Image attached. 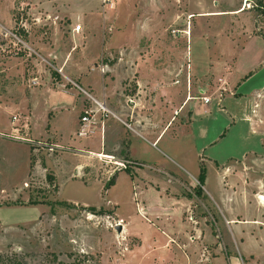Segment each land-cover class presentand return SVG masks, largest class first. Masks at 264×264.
Listing matches in <instances>:
<instances>
[{"label":"rangeland","instance_id":"1","mask_svg":"<svg viewBox=\"0 0 264 264\" xmlns=\"http://www.w3.org/2000/svg\"><path fill=\"white\" fill-rule=\"evenodd\" d=\"M119 2L111 0L105 5L102 0H0V24L10 26L0 31V131L5 130L9 122H17L14 128L22 123L12 118H19L20 113L7 114L3 105L13 106L28 98L31 90L46 86H58L63 90L73 88L85 97L75 85L91 95H94L92 85L98 88L104 85L111 90L110 97L119 107L132 105L135 94L137 98L140 94L152 98L157 93V86L136 85L132 79L124 77L128 72L129 77L132 76L128 62L134 57L136 61L143 58L145 50L158 60V46L162 45V65L171 61L173 66L179 63L181 66L172 80L166 78L172 82L163 83L159 89L170 92L176 103L183 97H191L193 101L189 105L195 102L202 113L194 126L207 125V139L214 145L203 151L202 138L192 142L182 140L173 142L171 148L180 149L184 144V157L171 153L165 144L180 119L176 113L166 139L152 146L142 143L145 146L141 144L140 153L138 150L139 161L134 162L124 153L127 138L124 131L122 143L125 145H122L120 156L102 158L104 162L98 157L94 159V162H102L100 179L108 177L101 186L93 179L86 184L77 179L63 180L67 175L62 170H67L75 158L63 155L58 159L55 151L47 157L51 151L45 146L34 153V147L30 146L33 164L30 167L29 162L27 179L23 187L14 188V193L11 186L21 184L25 175L20 158H15L24 152L0 145V152L7 158L14 155L13 164L0 165V258H10L21 264H130L127 253L137 248L140 254L145 251L140 242L127 237L125 228L128 235L137 233L164 240L160 234L163 219L167 220L163 230L171 231L174 227L177 231L179 220L188 226L186 238L193 240L195 246L192 250L185 249L184 245L181 247L188 256L192 255L189 264H213V258L230 254L238 257L241 264H264V154L260 157L250 154L245 160L238 161L231 171L236 176L235 184L223 182L225 188L231 186L230 208L217 201L219 183L213 173L208 172L207 187L216 201L207 204L193 198L196 208H184L180 217L172 214L160 218L142 212L143 200L153 202L154 199L148 193L143 197L142 189L148 182L143 183L135 175L147 177L154 187L158 184L167 191L165 194L180 191V195L192 198L198 184L191 187L187 183L193 182L191 175L204 166L201 163L206 162L204 156L219 161L228 157L240 160L245 148L257 147L258 135L241 123L219 140V134L229 126L224 110L229 108L232 100H225L220 113L216 112L220 108L215 107V100L218 102L222 97L232 95L225 76L230 71V58H233L231 63L236 76L246 71L251 61L264 56V8L258 5V0H141L130 8L124 5L128 2L117 6ZM241 7L242 12H232ZM107 12L112 14L113 21L119 17L120 24L113 26L115 30L107 19L103 21L102 16ZM210 12L215 13L208 14ZM79 16H83L82 19ZM146 19L151 21V31L148 24L143 27ZM90 22L88 38L74 39L72 27L79 23L84 30ZM126 30L129 37L124 35L122 39ZM55 47L59 50V58L60 54H68L67 58L71 59L63 80L56 58L48 51ZM33 78L37 81L34 85L31 83ZM79 81L90 82L91 86H84ZM201 96L209 97L210 102L204 103ZM89 101L91 105L95 104L90 98ZM39 109H43L42 105ZM186 110L183 118L189 114ZM99 114L102 116V112ZM66 115L71 120L75 114L68 111ZM114 119L108 113L103 124ZM37 121L38 132L42 117ZM258 124L264 127V89L258 94ZM62 125L65 127L63 121ZM21 126L25 128L24 122ZM123 128L127 129V126ZM18 131L20 133V128ZM47 158L52 165L47 164ZM36 161L45 168H63L57 173L59 192L53 171H44L40 165L36 169ZM112 178V184L107 185ZM178 179L183 181L181 190L175 181ZM257 191L260 194H255ZM253 196L262 208H257ZM32 204L34 208L26 207ZM84 204L93 207L82 206ZM119 219L123 222L120 232L114 226ZM208 237L212 243L206 241Z\"/></svg>","mask_w":264,"mask_h":264},{"label":"crops","instance_id":"2","mask_svg":"<svg viewBox=\"0 0 264 264\" xmlns=\"http://www.w3.org/2000/svg\"><path fill=\"white\" fill-rule=\"evenodd\" d=\"M140 1L141 0H134L133 3L129 4L130 0H120L117 6L119 4L123 5L124 2H128L124 5H126V8H130V5H132L133 7L136 2ZM242 8L243 7L235 9L232 12H242L243 10H245V8H243V10L241 11ZM211 13L215 12H210L208 14ZM79 17L80 19H82L83 16ZM102 18L103 21H105V19L109 21V26H112L111 28H113V26L116 27L118 24H120L119 17L117 18L118 20L116 19L117 21H113L112 14L110 15L109 12L103 14ZM131 20L133 21V19ZM145 24H148V27L150 28V19H146L143 24V27H145ZM90 26H92L91 22L88 23V26L86 27L87 29L83 30V27L81 26L80 32H72L73 38L78 40L82 37L84 40H86L88 38V35L90 34ZM9 27H5L4 25L0 24V31ZM115 27L113 28V30L116 29ZM114 33H116V31H114ZM124 35L126 38L129 37L128 30H126V34L122 35V39H124ZM102 37L100 39H102ZM163 46H166V44ZM240 49L242 52L244 51L243 47ZM99 50L101 52V46ZM48 51H50L53 54L52 56L56 58V64L57 67L61 68L60 75L62 76L63 80L64 76L67 75L65 70L71 65V59L69 57L67 58L68 54H65L66 56L64 54H60L59 58V50L56 47L54 49L50 48ZM158 52V60H156L153 55L152 57L150 55V52L146 50L144 51L145 54L143 55V58H139L136 61V58L134 57L130 62H128V69L132 70L130 71V73H132V76L129 77L128 72L127 76L124 77H128L127 79L129 80L132 79L136 85L149 84L150 86H157V93L156 95L152 96V98H145L144 94L142 95L140 94V92H138V95L140 94V96L137 98V94H135L136 98H133L132 105L122 104L120 105L121 107H119L116 101H114L115 99L110 97L112 93L107 86L101 85V87L98 88L93 85L91 86L90 82L86 83L83 81H79L84 86H91L94 95H91V93L88 94L90 95L92 100L103 101L107 109L111 112V115L115 118L111 121L107 120L103 124V121L104 119H106L107 116H100L99 113H96L93 119V124L90 126L92 132L87 136H79L77 134L81 125L80 113L84 108L92 107L93 109H96V106L95 104L91 105L89 97L86 94L84 97L82 94L78 93L73 88L63 90L60 89L58 86L55 88L46 86L42 89H33L30 92V96L24 101L23 99H21L18 103L14 104L13 106L3 105L2 107L6 109L5 111L7 112V114H13L14 112L20 113L18 114L20 115L19 120L22 123L24 122L25 125L24 129L21 128L22 123L18 125V128H14L13 125L17 124V122H9V124L4 127L5 130L0 131V145H9L14 149V151H16V149H19L24 152L21 157L18 154L19 157L15 158L17 160H19L20 158L19 163L22 165L23 172L25 175L22 179L21 184L17 186H11V190L13 191V193L14 191H16L14 190V188L23 187L25 180L27 179L31 155L30 146L34 147L33 153L34 151H39V148H43L45 146L49 151H51V153L47 155V157H51L53 151H55L57 152L56 156H59L58 159H60L63 155H69L75 158V161L72 163V165L65 171L63 168H60L58 166L45 168L41 166L38 161H36V169L37 166L40 165L44 171H47V169H51L53 171L55 181H57L58 185V192L59 177L57 173L60 172L62 169V171L65 172L67 175V178H64L63 180L68 179L70 181L73 179H77L86 184L88 180L93 179L98 181L99 186H101L103 184V181L106 180L108 177L102 176L101 179L99 177V167L100 165H102L100 164L102 162L99 161L103 160L102 158L100 159V157L97 156L98 154L120 156V154L123 153L122 141L124 140L123 133L125 131L127 133V138L125 147L126 152L124 153L130 160L134 162L139 161L138 158L140 157L138 156V150L141 147V144L147 143V146H152L154 143L159 144L162 142V140L166 139L165 137L167 135V131L175 121L174 117H176V113L177 115H180V119L176 123L174 131L171 133L169 138H167V144H165V146H167L170 152L175 154L176 156H181L183 158L185 153V148L183 147L184 144H181L182 147L180 149L171 148V144L174 145L177 141L182 140L192 142L191 140L195 141L199 138H202L203 141V151L210 149L212 145H214V143L211 142V139H207L209 132L208 126H194L196 119L202 115V113L198 110V106L195 104V102L192 105H189L190 101L193 100H191L190 98L188 99L186 97H183L179 103H176L173 100V97L171 96L170 92H164L159 89V87L162 86L163 83L166 84L172 82L167 81L166 78L169 77V80H172V78L174 77V73L177 72L178 68L181 66V63H179L178 65L174 64L173 66L171 61H165L164 65H162L160 59L162 45L158 46ZM232 60L233 58H230V61L228 62L230 71L225 73L227 81L229 82V86L232 88V95H226L219 99L218 102L217 100H215V107L218 106V108H220L219 111L216 110V112L219 113L223 109L221 106L222 104H224L225 100H232V104L229 105V108L224 110V113L228 117L227 119L229 126L225 132L219 134V140L225 138L226 133H229L231 130L236 129L237 124L241 123L245 125V127L250 132H255V134L258 135L257 147L252 150L245 148L242 151L240 160H237L233 157H228L225 160L219 161L212 156H204L206 162L201 161V163L205 166V179L203 185L201 186L200 197L194 194L192 198H187L184 195H180V191L171 194H165L164 192L167 191H164L163 188H161L158 184H156V186L154 187L153 183H150L147 177L141 175L139 177L138 174H135L139 180L143 181V183L148 182L144 185V188L142 189L143 197H145L144 195L148 193V195H151L152 199H154L153 202H147L146 199L143 200V204L140 205L142 212L146 214L147 212H150L151 214L160 218H168L172 214L177 215V217H180L179 214L182 213L184 208H196V205H194L193 198H195L199 202H201L202 199L207 204L215 202L216 199H214V194L207 187L210 172L213 173L219 183V200L217 201L219 203H221L222 201V204H224L225 207L228 206V208H230L228 204H230L231 202L230 197L232 195L229 192V188L231 186L225 188V184L223 182L228 181V184L230 185L235 184L236 176H233L231 174V171H233V169L237 166L238 161L245 160L247 157H249L250 154L258 155V157L264 154V127L258 124V94H260L264 89V56H260V59L258 61H251L250 67H247L246 71H243L242 73L236 76H234L233 73L234 64L231 63L233 62ZM167 64L168 66H166ZM168 68L170 69V72H168ZM135 74H137L138 76H136ZM117 100L121 103V100L119 98ZM65 101H67V103H65ZM132 101H129V103H132ZM86 103L88 104L87 106ZM41 105L43 109H39ZM186 109L188 110L189 114L186 115L187 118H183L185 113L184 110ZM68 111H72L75 114L71 120L67 119L68 117L66 114L68 113ZM40 116L42 117V125L38 127L37 132L36 125L37 122H39L37 120ZM62 121L65 124V127H63L62 125ZM126 124H129V126H127V129H124L123 127L124 125L126 126ZM19 128L20 133L19 131H17V129ZM142 145L145 146V144ZM97 157L99 161L94 162V159H97ZM46 160L47 164L52 165V162L49 158H47ZM52 161L54 162L55 160L52 159ZM5 163H8V165L13 164L14 155H11L7 158L5 154H2L0 152V165ZM198 172L195 175H191L194 181H189L187 183L191 187H195L198 184ZM175 181L179 183V190H181L182 186H184L183 181L179 179ZM255 194L258 195L260 193H258L257 191ZM253 197L258 206L259 202L257 197ZM82 206L93 207L87 206V204H84ZM26 207L34 208L35 205L32 204ZM257 208L262 207L259 204ZM161 221L162 229L160 230V234L164 237V240H161V238L158 239L156 237H153L151 239V237L149 236L145 237L143 234L137 233L133 235H128L129 231L125 228L127 237H130V239L132 240L136 239V241L140 242L142 246L141 248H144L145 251L143 254H140L137 251L138 248L137 250L132 249L131 252L127 253L128 263L130 262V264H189L192 255L188 256L186 253H184L181 247L182 245H184L185 249L192 250L195 246L193 240L190 241L186 238V227L188 226H186L184 223H181L179 220V226L175 229L177 231H174V227L171 229V231L168 229L163 230L165 228L164 221L166 222L167 220L163 221V219H161ZM206 241H210L212 243V240H209V237L208 240L206 239ZM141 248H139V250ZM213 264L241 263L238 257L233 254H230L227 257H223L222 255H220L219 257L213 258Z\"/></svg>","mask_w":264,"mask_h":264},{"label":"built area","instance_id":"3","mask_svg":"<svg viewBox=\"0 0 264 264\" xmlns=\"http://www.w3.org/2000/svg\"><path fill=\"white\" fill-rule=\"evenodd\" d=\"M110 2H111V0H102V3L105 4V5H108ZM72 31L76 32V33L80 32L81 31V25L80 24H76L72 28ZM31 83H32V85L36 84L37 83L36 79L33 78L31 80ZM75 86L77 88H79L83 94H86L89 98H91L90 95L88 94V92L83 90V88H80L77 85H75ZM201 100L204 103H209L210 102V98L207 97V96H201ZM94 103H95L96 109H93L92 107H88V108H84L82 110V115L80 116L81 125H80V129H79V131L77 133L79 136H87L88 134H90L92 132V129L90 128V126L93 124V119H94V116H95L96 113L102 112V116H104V117H106L108 113H111L107 109V107H106V105L104 104L103 101L94 100ZM12 118H13V121H18V119H19L16 116H13ZM126 126H129V124H126ZM17 131H18V129H17ZM117 163L122 165V163H120V162H117ZM122 223L123 222L121 221V219H119L117 222H115L114 226H117V225L122 226Z\"/></svg>","mask_w":264,"mask_h":264},{"label":"trees","instance_id":"4","mask_svg":"<svg viewBox=\"0 0 264 264\" xmlns=\"http://www.w3.org/2000/svg\"><path fill=\"white\" fill-rule=\"evenodd\" d=\"M258 5L262 8H264V0H258ZM122 145H125V144L122 143ZM122 152H123V150H122ZM32 164H33V159L30 157V167L32 166ZM204 179H205V169H204V166L201 165L199 168V174H198V186L195 190L196 196L201 195V186L204 183ZM112 182H113V178L109 179L107 185L112 184ZM0 264H21V263H19L18 261H15V260H11L10 258H8V259L0 258Z\"/></svg>","mask_w":264,"mask_h":264},{"label":"bare ground","instance_id":"5","mask_svg":"<svg viewBox=\"0 0 264 264\" xmlns=\"http://www.w3.org/2000/svg\"><path fill=\"white\" fill-rule=\"evenodd\" d=\"M246 7V4L244 5V8ZM191 97H188V99ZM97 156H99L100 158H105V159H112V156H108V155H103V154H98ZM261 198V197H260ZM263 199V198H261Z\"/></svg>","mask_w":264,"mask_h":264},{"label":"water","instance_id":"6","mask_svg":"<svg viewBox=\"0 0 264 264\" xmlns=\"http://www.w3.org/2000/svg\"><path fill=\"white\" fill-rule=\"evenodd\" d=\"M116 229H117L118 232H120V230H121V226H120V225H117V226H116Z\"/></svg>","mask_w":264,"mask_h":264}]
</instances>
